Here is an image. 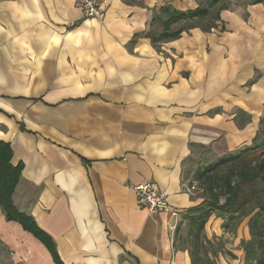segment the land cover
Segmentation results:
<instances>
[{
    "label": "crops",
    "instance_id": "1",
    "mask_svg": "<svg viewBox=\"0 0 264 264\" xmlns=\"http://www.w3.org/2000/svg\"><path fill=\"white\" fill-rule=\"evenodd\" d=\"M94 1L102 21L85 19L76 0H0V141L23 165L13 204L61 264H192L189 210L203 199L184 187L183 165L194 151L217 159L256 138L264 4L222 0L215 29L203 30L209 18L182 21L169 28L182 29L177 38L152 43L164 9L208 0ZM145 183L173 219L138 204L133 188ZM202 235L207 258L229 264L208 245L224 235L220 219ZM0 264H55L1 208Z\"/></svg>",
    "mask_w": 264,
    "mask_h": 264
},
{
    "label": "trees",
    "instance_id": "2",
    "mask_svg": "<svg viewBox=\"0 0 264 264\" xmlns=\"http://www.w3.org/2000/svg\"><path fill=\"white\" fill-rule=\"evenodd\" d=\"M221 1L208 0L207 7L199 5L196 9L185 12L164 9L162 13L167 15L163 23L164 31L157 39L151 38L152 43L177 38L182 29L171 32L169 28L182 21L191 23L197 19L209 18V24L204 26L203 30L215 29L214 22L219 18L218 12L223 9L219 6ZM254 3L264 4V0H254ZM213 8L216 10L212 15L210 9ZM188 27H192V24ZM260 125H264V119L260 121ZM11 159L12 150L9 144L0 141V208L5 220L18 223L23 231L32 234L46 246L55 264H61L50 237L31 217L19 212L13 204L12 196L23 165L18 163L13 166L10 163ZM195 181L206 196L200 205L189 210L194 214L188 218L190 224L188 236L192 238L194 248V252L191 253L192 264H215L214 260L207 258L206 246L200 242L204 226L211 216L224 221L222 229L226 232L231 231L232 222H236L241 217H248L246 227L251 239L240 242L243 245L245 262L264 264V202L257 206L254 212L243 215L249 205L260 196H264V134L260 140L255 138L250 145L238 148L206 165L197 172ZM208 245L211 246L212 258L216 257L221 248L218 246L216 250L209 242ZM199 252L204 253V258L196 257Z\"/></svg>",
    "mask_w": 264,
    "mask_h": 264
},
{
    "label": "rangeland",
    "instance_id": "3",
    "mask_svg": "<svg viewBox=\"0 0 264 264\" xmlns=\"http://www.w3.org/2000/svg\"><path fill=\"white\" fill-rule=\"evenodd\" d=\"M204 24H206L204 22ZM264 131V125H260L259 132H257L256 139L260 140L263 136ZM208 151V150H207ZM218 159V158H217ZM215 156L209 154V152H204L200 154L199 152L194 151L192 153V156L189 157V159L186 160V162L183 165V171H182V182L184 184L185 188H191L194 189L191 190L192 193H195L196 196H199L201 199H203L206 194L202 192V189L200 188L197 181H195V175L197 172L201 171L206 165L213 163L217 160ZM264 202V196H260L255 202H253L251 205H249L243 215L250 214L254 212L261 203ZM248 217H241L236 222H232L230 224L231 231L226 232L222 229V226L224 224L223 220H220V227L222 229L221 239L219 242L215 243V248L218 247L225 252L226 257L231 262L235 260L240 259L243 257V262L240 264H253L252 262H245L244 259V252H243V245L240 243L241 240L248 241L250 238L248 230L246 228ZM238 223V224H237ZM213 224V223H212ZM210 225L208 226V228ZM218 244V245H217ZM242 251V252H241ZM232 264H236L232 263Z\"/></svg>",
    "mask_w": 264,
    "mask_h": 264
},
{
    "label": "built area",
    "instance_id": "4",
    "mask_svg": "<svg viewBox=\"0 0 264 264\" xmlns=\"http://www.w3.org/2000/svg\"><path fill=\"white\" fill-rule=\"evenodd\" d=\"M76 7L81 10L85 19L102 21L104 19V9L101 4L94 0H76ZM192 190L194 188H191ZM138 204L146 209L149 215L156 213H167L169 219H173L176 214L172 211L164 195L158 190L156 185L151 183L140 184L133 188Z\"/></svg>",
    "mask_w": 264,
    "mask_h": 264
}]
</instances>
